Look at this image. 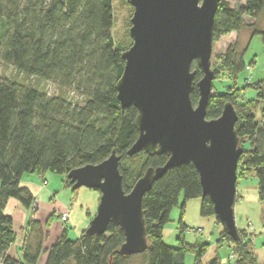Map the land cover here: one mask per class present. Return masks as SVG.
<instances>
[{
    "label": "trees",
    "instance_id": "obj_1",
    "mask_svg": "<svg viewBox=\"0 0 264 264\" xmlns=\"http://www.w3.org/2000/svg\"><path fill=\"white\" fill-rule=\"evenodd\" d=\"M113 1L0 0V61L26 76L55 82L76 96L72 99L63 94L48 95L34 85L0 77V264H37L47 236L41 222L34 219L28 221L20 236L12 217L4 212L9 199H16L24 209H33L35 196L21 184L26 173H37L43 178V185L47 172L60 174L64 186L76 192L79 188L73 187L68 172L98 164L114 151L120 157L119 173L126 193L147 167L156 168L167 162L163 154H127L138 135L134 126L137 111L134 106L122 109L116 96L115 84L125 64L121 53L126 48L117 47L113 41ZM215 14L211 68L215 74L224 72L238 80L247 68L242 57L245 48L240 49L234 41L217 53L215 45L221 37L238 33L245 26L250 34H259L264 45V30L255 23L264 15V0H245L237 7L220 0ZM244 16L253 22L245 23ZM191 70L195 75L190 99L197 105V83L202 70L195 61ZM249 84L255 92L253 102L239 105L237 94L228 90L212 94L206 118L219 117L226 102L234 105L240 146L248 143L246 149L242 145L237 179L255 173L264 212V80ZM182 193V211L186 200L197 197L200 215L215 217L209 197H202L198 171L193 164H181L155 180L142 198L148 241L144 252L117 254L125 240L123 231L112 224L105 234L92 236L84 229L73 240L68 239L65 227L47 250L45 264H128L133 256H141V264H185L187 252L194 254L193 264H223L219 256L203 263L208 244L186 242L182 219L178 222V245L171 247L164 241V226ZM216 222L219 223L217 219ZM237 235L239 239L234 240L222 228L216 246L230 247L234 257L229 258H234V264H258L257 256L250 252V236L240 229ZM18 240L20 246L10 253Z\"/></svg>",
    "mask_w": 264,
    "mask_h": 264
},
{
    "label": "water",
    "instance_id": "obj_2",
    "mask_svg": "<svg viewBox=\"0 0 264 264\" xmlns=\"http://www.w3.org/2000/svg\"><path fill=\"white\" fill-rule=\"evenodd\" d=\"M219 1L126 0L133 7L128 28L132 43L121 53L125 64L115 88L120 107L134 106L137 111L134 126L138 135L127 154H163L167 162L147 167L126 193L119 173L120 157L114 151L98 164L80 166L67 174L73 187L99 192L96 212L84 231L102 235L109 224L118 226L125 241L117 254H140L148 247L142 198L155 180L181 164L194 165L202 197H209L226 234L239 239L233 213L236 167L243 152L236 133L238 114L226 102L219 117L206 118L214 79L210 57ZM194 61L202 70L197 105L190 99Z\"/></svg>",
    "mask_w": 264,
    "mask_h": 264
},
{
    "label": "rangeland",
    "instance_id": "obj_3",
    "mask_svg": "<svg viewBox=\"0 0 264 264\" xmlns=\"http://www.w3.org/2000/svg\"><path fill=\"white\" fill-rule=\"evenodd\" d=\"M230 2L231 6L237 7L245 3V0H227ZM113 15L114 24L112 27V37L117 47L122 49H127L132 40L129 37V26H130V16L133 12V7L128 5L126 0H114L113 4ZM244 21L247 24L253 22L247 16H244ZM255 23L264 30V15L258 18ZM236 41L237 46L240 49L245 48L243 53V60L245 66L249 69H245L243 73L238 76V80L229 78L224 72L221 74L214 73L212 94L221 93L224 90L232 91L237 94V102L239 105L247 104L248 102H253L255 100V92L251 89L249 83H255L256 81L264 80V45L262 44L261 37L259 34H250V29L245 26L238 33H230L219 39L215 45V52H223L229 44ZM213 65V60L211 59V67ZM0 77L7 79H14L17 81H22L24 83L34 85L37 88L45 90L48 95L63 94L69 98H74V96L69 89H61L57 86V83L39 79L35 76H26L24 73L19 72L12 65H7L0 61ZM228 86L230 89H228ZM240 89H236V88ZM250 102V103H251ZM256 119L259 121L260 113L257 112ZM242 145L246 149L248 143L243 142ZM241 145V146H242ZM57 181L59 176L50 172ZM26 173L25 175H29ZM47 174V176H48ZM24 175V176H25ZM236 186V198L233 208L234 213V223L236 228L239 230H244L246 234L252 240L250 247V252L257 256L258 264H264V212L263 203L259 201V193L257 190V179L254 172H249L247 175H242L239 177ZM85 188V187H81ZM79 188V189H81ZM91 190V189H90ZM96 193L99 194L97 191ZM59 197L64 198V194L60 193ZM183 201V193L179 197L177 206L171 209L169 214L170 220L164 226L163 239L169 246H177L180 229L178 227V222L182 219V223L186 226L183 231V238L186 242L194 244L207 243L208 250L202 257L203 263L219 256L223 264H234V255L231 253V248L226 244L216 246V240L219 237V232L222 230V226L216 222L214 216H202L200 215V198H193L185 201V206L183 211L181 210ZM75 212V216L77 215ZM252 226V229L248 231V226ZM200 228L201 231L198 233H193L192 229ZM68 239L73 240L76 236V232L71 227L67 228ZM252 237V238H251ZM229 255L231 258H229ZM237 258V256L235 257ZM185 264L194 263V254L192 252H187L185 254ZM141 256H133L129 258L128 264H141Z\"/></svg>",
    "mask_w": 264,
    "mask_h": 264
},
{
    "label": "crops",
    "instance_id": "obj_4",
    "mask_svg": "<svg viewBox=\"0 0 264 264\" xmlns=\"http://www.w3.org/2000/svg\"><path fill=\"white\" fill-rule=\"evenodd\" d=\"M47 174L43 176L46 181L45 185L42 184L43 178L37 173L22 177L21 184L30 189L33 196H35V200H37L35 209H24L16 199H9L4 211L12 217L14 227L18 230L20 236L23 235L22 230L25 229L29 220L34 219L41 222L47 236L43 241V249L37 264H45L47 250L59 238L65 227L74 229L76 232L75 237L83 232L94 216L100 198L94 189L90 190L85 187L73 192L70 188L64 186L63 176H59L55 181L52 175L48 174L47 176ZM60 193L64 194V198L59 197ZM66 209L69 210V219L67 222L60 221V212ZM76 211L78 212L75 216ZM47 221H49V227L46 228ZM19 246L20 241L18 240L9 252L12 253V250Z\"/></svg>",
    "mask_w": 264,
    "mask_h": 264
},
{
    "label": "built area",
    "instance_id": "obj_5",
    "mask_svg": "<svg viewBox=\"0 0 264 264\" xmlns=\"http://www.w3.org/2000/svg\"><path fill=\"white\" fill-rule=\"evenodd\" d=\"M248 68V67H247ZM249 69V68H248ZM37 207V200H36V202L33 204V209H35ZM60 221H63V222H65V221H67L68 220V218H69V211L66 209V210H64V211H62V212H60ZM252 229V226L250 225V226H248V231H250ZM192 231H193V233H198V232H200L201 231V229L200 228H197V229H192Z\"/></svg>",
    "mask_w": 264,
    "mask_h": 264
}]
</instances>
